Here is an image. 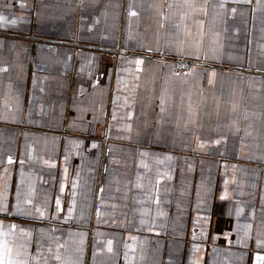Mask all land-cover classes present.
<instances>
[{"label":"crops","instance_id":"1","mask_svg":"<svg viewBox=\"0 0 264 264\" xmlns=\"http://www.w3.org/2000/svg\"><path fill=\"white\" fill-rule=\"evenodd\" d=\"M0 17L5 260L258 264L264 0H0Z\"/></svg>","mask_w":264,"mask_h":264},{"label":"snow or ice","instance_id":"2","mask_svg":"<svg viewBox=\"0 0 264 264\" xmlns=\"http://www.w3.org/2000/svg\"><path fill=\"white\" fill-rule=\"evenodd\" d=\"M3 18L0 17V20ZM5 246L2 242H0V264H14V262L11 259L5 260ZM258 264L259 262H264V257L257 256Z\"/></svg>","mask_w":264,"mask_h":264},{"label":"rangeland","instance_id":"3","mask_svg":"<svg viewBox=\"0 0 264 264\" xmlns=\"http://www.w3.org/2000/svg\"><path fill=\"white\" fill-rule=\"evenodd\" d=\"M183 69V68H182Z\"/></svg>","mask_w":264,"mask_h":264}]
</instances>
